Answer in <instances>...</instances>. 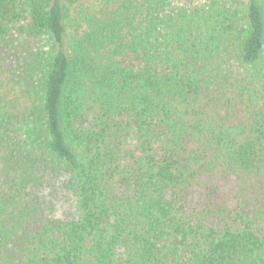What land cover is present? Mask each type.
Segmentation results:
<instances>
[{"label":"trees","instance_id":"trees-1","mask_svg":"<svg viewBox=\"0 0 264 264\" xmlns=\"http://www.w3.org/2000/svg\"><path fill=\"white\" fill-rule=\"evenodd\" d=\"M0 264H264V0H0Z\"/></svg>","mask_w":264,"mask_h":264},{"label":"rangeland","instance_id":"rangeland-1","mask_svg":"<svg viewBox=\"0 0 264 264\" xmlns=\"http://www.w3.org/2000/svg\"><path fill=\"white\" fill-rule=\"evenodd\" d=\"M60 206H61V205H60ZM67 206H68V205L63 204L62 208L59 207V211H62L63 209L67 211V209H66Z\"/></svg>","mask_w":264,"mask_h":264}]
</instances>
